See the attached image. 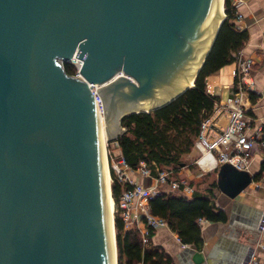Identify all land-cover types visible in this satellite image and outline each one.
Listing matches in <instances>:
<instances>
[{
	"label": "water",
	"instance_id": "water-1",
	"mask_svg": "<svg viewBox=\"0 0 264 264\" xmlns=\"http://www.w3.org/2000/svg\"><path fill=\"white\" fill-rule=\"evenodd\" d=\"M222 8L224 0H0V264H118L99 117L106 141L116 140L125 116L192 87ZM74 53L81 77L61 64ZM88 83L101 85L103 115ZM252 181L228 163L217 173L231 198ZM185 251L210 264L203 251Z\"/></svg>",
	"mask_w": 264,
	"mask_h": 264
},
{
	"label": "trees",
	"instance_id": "trees-1",
	"mask_svg": "<svg viewBox=\"0 0 264 264\" xmlns=\"http://www.w3.org/2000/svg\"><path fill=\"white\" fill-rule=\"evenodd\" d=\"M223 20L194 85L175 100L150 112L133 113L121 121L123 133L110 142L117 143L122 157L136 169L141 161L146 163L152 176L157 170H171L186 166L183 156L190 153L200 131L201 121L207 118L219 101L216 95L206 91L205 78L223 66L234 61V53L243 48L248 39L246 29L235 27V14L231 0H224ZM68 75L75 73L70 63L63 64ZM250 99L255 100L251 93ZM116 150V149H115ZM192 167V166H191ZM264 174V160L255 178ZM111 193L115 204L129 185L116 180L111 171ZM192 184V183H191ZM217 186V180L210 184ZM211 188L207 191L195 189L190 197L176 192H161L149 200L151 214L163 218L168 227L177 234L183 244L193 245L197 250L203 247L201 227L198 220L226 222L227 215L214 203ZM118 264H172L171 258L153 245H145L137 228L124 229L118 215L114 218ZM153 229H149L151 236Z\"/></svg>",
	"mask_w": 264,
	"mask_h": 264
},
{
	"label": "built area",
	"instance_id": "built-area-1",
	"mask_svg": "<svg viewBox=\"0 0 264 264\" xmlns=\"http://www.w3.org/2000/svg\"><path fill=\"white\" fill-rule=\"evenodd\" d=\"M244 3L245 0L231 1L235 14V27L238 30L243 29L241 25L242 14L238 11V8ZM233 56L236 63L232 71L234 92L223 102L216 103L212 113L201 121L200 131L194 143V148L198 152L194 164L204 171L218 169L225 163L238 170L248 171L254 153L257 151L264 152V126L260 125L257 128V135L255 136L249 135L247 132L248 127L254 121L248 114L252 109L250 95L251 93L260 95L256 91L251 78L254 62L250 57L242 56L239 52L234 53ZM70 64L75 68L73 76L79 75L81 77L80 69L83 63L76 57V53L70 59ZM88 85L95 99L98 112L104 114L102 100L97 91V88L101 85L98 83H88ZM221 119H224V124H221ZM106 156H108L107 152ZM108 158L111 161L110 175L112 171L116 180L129 185L128 189L120 195L118 204L114 202V213L123 221L125 230L137 228L141 232L143 240L149 229H157L167 225L163 218L151 214L149 210V200L162 192L160 186H168L169 191L185 196L194 192V187L188 182V177L191 174L188 169L189 165L178 168L176 172L157 170V176L154 177L143 161L133 170L121 154L114 156L110 152ZM108 158L107 166L109 165ZM209 164L212 166H208ZM181 168H187L185 170L187 176L176 175ZM135 172L143 177L151 178L152 184L146 186L134 181L132 174ZM252 183L256 187L259 186L255 180ZM206 221L199 219V226L202 227V224ZM257 230L260 233L264 231V216L258 223ZM244 263L256 264L254 248L244 260Z\"/></svg>",
	"mask_w": 264,
	"mask_h": 264
},
{
	"label": "crops",
	"instance_id": "crops-1",
	"mask_svg": "<svg viewBox=\"0 0 264 264\" xmlns=\"http://www.w3.org/2000/svg\"><path fill=\"white\" fill-rule=\"evenodd\" d=\"M238 11L242 14L241 25L248 32V39L239 50V54L253 60L251 78L256 91L260 94L254 95L255 100L250 102L252 109L248 112L254 121L247 132L255 136L257 128L260 125L264 126V0H245ZM235 66L236 63L233 61L205 78L207 93L218 96V102H223L234 92L232 71ZM220 122L224 124V119ZM115 144L117 146V143ZM115 149L119 154L120 150ZM263 160L264 152H255L248 170L259 186L256 187L251 182L235 198L222 192L218 185L213 188L210 185L205 186L203 191L211 188L215 205L227 215L226 222L206 221L202 224L203 247L200 251L204 252L210 264L242 263L253 248L256 264H264V231L260 233L257 230V225L264 216V174L260 179L255 178ZM218 170L219 168L217 173ZM194 173L196 174L195 170ZM132 178L146 186L152 184L151 178L143 177L136 172L132 174ZM160 190L170 192L169 187L165 185L160 186ZM151 231V236L148 232L143 240L145 245H153L163 250L171 258L172 264H193L185 248L195 246L181 243L177 234L168 225Z\"/></svg>",
	"mask_w": 264,
	"mask_h": 264
},
{
	"label": "rangeland",
	"instance_id": "rangeland-1",
	"mask_svg": "<svg viewBox=\"0 0 264 264\" xmlns=\"http://www.w3.org/2000/svg\"><path fill=\"white\" fill-rule=\"evenodd\" d=\"M232 1V0H231ZM224 12H225V9H223ZM225 14V13H224ZM62 61V60H61ZM62 66H63V63L61 62ZM117 72H119V68H117ZM219 103V102H218ZM97 113H98V109H97ZM115 142H107V145L105 143V146H104V154H105V158L109 157V154L110 152L115 156V155H118L116 150H115ZM105 151L107 152L108 156H106V153ZM198 155V152L197 150H195L194 146L192 147L190 153L186 154L185 156H183V161L186 162L187 165H189V171H190V168L192 170V172L190 173H193V174H190L189 175V179H188V182L194 187V190L195 189H198L200 191H203L205 190V186L206 185H210L211 183H213L215 180H217V169L215 170H211V171H204V170H201L197 165L194 164V159L196 158V156ZM108 166H107V163H106V166L108 167V169L111 167V161L109 160L108 158ZM192 166V167H191ZM185 169H180V172L177 173L176 175L177 176H187L185 175ZM194 170L196 171V174L194 173ZM187 174H189L187 172ZM198 178H197V176ZM112 182V178H111V181ZM201 186V187H200ZM112 195V194H111ZM114 214V218H115V215L116 213H113Z\"/></svg>",
	"mask_w": 264,
	"mask_h": 264
},
{
	"label": "bare ground",
	"instance_id": "bare-ground-1",
	"mask_svg": "<svg viewBox=\"0 0 264 264\" xmlns=\"http://www.w3.org/2000/svg\"><path fill=\"white\" fill-rule=\"evenodd\" d=\"M223 8H222V14H221V17H220V20L219 22L221 21V19L223 18ZM97 115H99V113H97ZM103 115V114H102ZM99 121L101 122V145H102V151H103V154H104V146H105V143L107 145V141H106V136H105V132H104V121H103V116L99 117ZM106 153V151H105ZM106 158H105V154H104V170H105V181H106V191H107V202H108V213H109V218H110V229H111V234H112V242L114 241L113 240V237H114V228H113V217H114V200H113V197H112V193L110 191V185H111V175H110V168L108 169V167L106 166ZM208 166H212L211 164H209ZM112 244V249L114 248V244Z\"/></svg>",
	"mask_w": 264,
	"mask_h": 264
}]
</instances>
